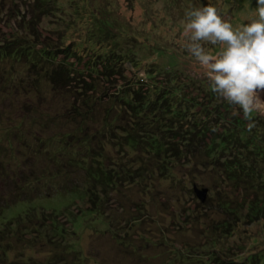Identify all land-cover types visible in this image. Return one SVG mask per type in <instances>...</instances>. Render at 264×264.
I'll return each mask as SVG.
<instances>
[{"label": "trees", "instance_id": "trees-1", "mask_svg": "<svg viewBox=\"0 0 264 264\" xmlns=\"http://www.w3.org/2000/svg\"><path fill=\"white\" fill-rule=\"evenodd\" d=\"M35 5L41 13L22 16L24 33L0 32V264H87L92 253L79 240L98 222L126 256L138 254L145 264L264 262V250L240 258L227 246L219 248L221 234L233 229L230 220L200 226L199 211L173 226L183 223L186 230L191 223L188 230L195 232V238H178L180 246L164 233L153 241L144 229L136 243L123 239L129 218L143 219L131 214L134 208L147 216L150 203L174 210L169 202L194 195L190 185L205 182L206 216L216 205L235 216V204L245 205L248 216L263 214L264 118L252 115L256 125L249 131L239 106L218 100L210 84L187 75L190 83H178L180 73L171 70L141 78L133 60L128 75L122 53H71L38 34L52 6L49 0ZM56 98L62 102L54 109L50 99ZM53 197L64 204L32 205ZM73 200L82 206L75 204L76 214L69 209ZM112 201L120 208L130 205L129 218L116 232L109 224ZM21 203L28 206L10 211Z\"/></svg>", "mask_w": 264, "mask_h": 264}, {"label": "rangeland", "instance_id": "rangeland-1", "mask_svg": "<svg viewBox=\"0 0 264 264\" xmlns=\"http://www.w3.org/2000/svg\"><path fill=\"white\" fill-rule=\"evenodd\" d=\"M49 1L52 6V12L39 21L37 29L40 33L37 32L44 38H51L52 42H56L58 45L70 50L71 53L72 50L82 55L89 53L91 56H99L103 52L122 53L123 61L128 60L124 63L128 75V71L132 70L129 61L133 60V66L138 77L143 78L144 75L151 72L165 75L166 70H171L174 73H180L177 78L178 83H190L191 80L186 77L187 75L189 78H196L202 85L206 86L210 82L205 69L186 48V45L191 42V33L185 34L186 24L189 21L186 13L189 8L212 5L217 9V13L221 18L231 23L234 28L246 24L252 18L257 17L256 0ZM35 2L36 0H0V32L6 33L14 30L24 33L20 28L21 18L24 15L27 18L31 17V12L38 9ZM35 12L39 13L40 10ZM8 23H10L9 26H7ZM28 33L26 34L28 35ZM202 43H204L205 50L212 54L218 53L222 47L221 45ZM194 84L196 83L194 82ZM206 89L209 88L206 87ZM217 98L218 100L221 99L218 96ZM60 99L62 98L50 99L51 107L54 109L59 108L58 106L62 102ZM24 101L27 105L31 103L29 97L24 98ZM230 112L240 116V111L235 107H232ZM252 115H259L264 118V106L255 109ZM254 121L251 119V122ZM255 125L254 122L251 130L254 129ZM112 150L115 152L114 149ZM241 152H245V149L241 148ZM182 163L187 167L185 159ZM175 167L171 164L170 169L173 170ZM190 187L199 191L206 189L203 201L200 198L201 196L198 197L196 193L194 195L188 193L185 199L181 200L179 197L178 201L172 200V202H169V204L172 203L174 210L168 207L163 209L158 203H150L147 206L148 216L142 215L133 207L135 211H132V215L143 216V219L139 220V222L137 219L129 218V213L127 212L129 204L120 208L118 202L112 201L109 212L111 220L109 224L113 227L112 231H118L120 226L129 218L132 223L127 229L128 237L125 236L123 238L126 242L130 238L135 240V243L136 241L138 242V234L143 235L141 229H144V232H150L149 237L153 241L161 233H164L167 239H171L172 243L176 244L174 247H177L180 246V242H175L178 238L182 239L181 241L195 238V232L188 230L192 229L189 227L191 223H187L188 229L186 230L183 223L180 228H173V226L179 222H184L185 215L190 217L195 211H199L203 215L199 220L200 226L204 225L205 222L230 220L233 229L228 232V235L227 233L221 234L224 236V240L222 241L223 245L219 246V248L225 246V249L227 246L228 249L239 253L238 257L240 258L250 252L264 250V213L259 212L257 214L254 212L252 214L255 215L251 217L247 215V210L249 209L245 205L238 206L234 203V208L237 211L235 216L226 212H219L220 208L217 205L216 207L219 209H210L206 212V216L205 210L207 204H210V202H207L210 196L208 185L205 182L200 185H190ZM152 192H155V190H152ZM168 197L170 195L166 196L167 199ZM193 198L200 203L198 205L194 204L192 202ZM259 198L264 201V193L259 195ZM64 202L60 198L53 197L36 200L32 205L42 206L43 208H58ZM75 204L79 207L81 202L73 200L70 203L69 209H71L73 214L78 213ZM180 204L185 206L181 208ZM137 205H140V202L137 201ZM27 206L28 204L21 203L9 209L14 213L17 207L25 209ZM85 206L83 205V207ZM261 210H264V203L261 205ZM95 217L96 215H92L91 220H99ZM61 219L65 220L64 217H61ZM174 221H177V223ZM225 229L226 226H224L223 232ZM102 232H104V226H102L101 222H98L95 231H93V228L91 230L87 229L79 240L83 246L86 245V251L92 253L87 264H98L99 262L105 264H145L139 259L141 256L137 253V259L135 256H126L123 245L118 244L113 239H109V236L102 234ZM208 248L209 245H207V249L204 247L205 250H208ZM162 254L165 255L166 253ZM211 256L212 254L207 255V258ZM25 262L27 263V261ZM261 264H264V262Z\"/></svg>", "mask_w": 264, "mask_h": 264}, {"label": "clouds", "instance_id": "clouds-1", "mask_svg": "<svg viewBox=\"0 0 264 264\" xmlns=\"http://www.w3.org/2000/svg\"><path fill=\"white\" fill-rule=\"evenodd\" d=\"M256 5L257 17L235 28L212 5L190 7L185 28L186 35L191 33L186 48L205 69L211 91L239 106L250 121L249 131L254 110L264 105V0H256ZM202 42L222 47L212 54Z\"/></svg>", "mask_w": 264, "mask_h": 264}, {"label": "water", "instance_id": "water-1", "mask_svg": "<svg viewBox=\"0 0 264 264\" xmlns=\"http://www.w3.org/2000/svg\"><path fill=\"white\" fill-rule=\"evenodd\" d=\"M260 99H261V101H264V91H261L260 92ZM262 106H264V105H262ZM194 190H195V193H196V195L198 196V197H200L201 199H202V201H203V199H204V194L206 193V189H202V191H199V190H197L196 188H194Z\"/></svg>", "mask_w": 264, "mask_h": 264}]
</instances>
